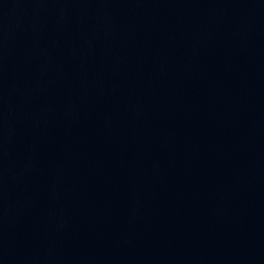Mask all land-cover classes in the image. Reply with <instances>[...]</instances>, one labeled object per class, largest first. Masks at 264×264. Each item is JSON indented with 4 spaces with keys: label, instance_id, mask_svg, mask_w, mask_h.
<instances>
[{
    "label": "water",
    "instance_id": "obj_1",
    "mask_svg": "<svg viewBox=\"0 0 264 264\" xmlns=\"http://www.w3.org/2000/svg\"><path fill=\"white\" fill-rule=\"evenodd\" d=\"M264 76V0H0V136Z\"/></svg>",
    "mask_w": 264,
    "mask_h": 264
}]
</instances>
